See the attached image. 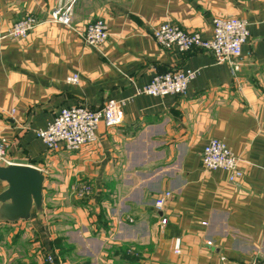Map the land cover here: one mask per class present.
I'll return each instance as SVG.
<instances>
[{
  "label": "crops",
  "instance_id": "0c3cea01",
  "mask_svg": "<svg viewBox=\"0 0 264 264\" xmlns=\"http://www.w3.org/2000/svg\"><path fill=\"white\" fill-rule=\"evenodd\" d=\"M56 6L69 7L70 26L48 20ZM26 15L37 24L10 37ZM215 16L247 23L234 74L151 35L168 22L206 39ZM97 18L108 37L92 47L79 32ZM184 69L195 75L183 95L139 92L153 74ZM109 99L117 121H99L93 142L48 151L36 136L61 108ZM211 137L240 159L239 179L202 167ZM0 139L7 161L44 174L41 213L0 221V264L48 253L61 264H264V0H0Z\"/></svg>",
  "mask_w": 264,
  "mask_h": 264
},
{
  "label": "built area",
  "instance_id": "2783aa9c",
  "mask_svg": "<svg viewBox=\"0 0 264 264\" xmlns=\"http://www.w3.org/2000/svg\"><path fill=\"white\" fill-rule=\"evenodd\" d=\"M50 22L61 23L70 26V11L68 6H56L49 13ZM37 24L32 15L14 22L7 34L13 38L23 39ZM246 21L236 16H215L211 19V35L203 39L195 31H187L176 24L162 22L152 30L153 40L163 48L175 47L178 51L201 49L211 55L217 63H225L232 74L244 64L241 57V45L247 37ZM82 41L92 47H98L107 40L108 30L105 22L97 18L88 22L79 32ZM195 71L184 69L178 71H166L153 74L149 81L139 90L151 96L166 94L183 95L189 81L194 77ZM78 75L71 73L65 81L76 83ZM117 101L107 100L98 108L90 109L82 105L63 107L49 121L45 127L36 131V136L42 141L48 151H56L63 148L73 151L82 145L93 142L96 139V127L99 121L114 123L117 121ZM0 161H7L6 146L0 139ZM200 162L204 169H221L226 172L227 181L233 182L242 176L239 166L240 159L232 153L229 147L217 138L211 137L202 146ZM80 192L86 193L88 187L82 185ZM170 196L165 190L153 200V207L161 209L164 201ZM165 218L160 219L164 224ZM204 224V222H202ZM210 244V241H206ZM173 252H179L178 239L174 240ZM34 264H61L53 254H45L40 262Z\"/></svg>",
  "mask_w": 264,
  "mask_h": 264
},
{
  "label": "water",
  "instance_id": "95a60500",
  "mask_svg": "<svg viewBox=\"0 0 264 264\" xmlns=\"http://www.w3.org/2000/svg\"><path fill=\"white\" fill-rule=\"evenodd\" d=\"M0 221L29 219L42 211L44 174L35 166L0 161Z\"/></svg>",
  "mask_w": 264,
  "mask_h": 264
}]
</instances>
